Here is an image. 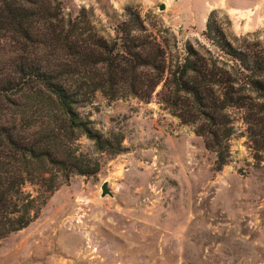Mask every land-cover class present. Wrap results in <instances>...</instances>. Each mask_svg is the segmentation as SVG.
<instances>
[{
	"label": "rangeland",
	"instance_id": "rangeland-1",
	"mask_svg": "<svg viewBox=\"0 0 264 264\" xmlns=\"http://www.w3.org/2000/svg\"><path fill=\"white\" fill-rule=\"evenodd\" d=\"M59 2L68 16L89 11L104 36L136 13L148 31L171 33L178 53L185 42L205 44L213 12L227 40L264 51V0ZM78 112L103 136L120 137L123 151L99 153L80 137L78 151L98 172L61 181L25 229L0 240V264H264V165L253 161L238 122L227 162L215 172L201 138L154 100L95 94ZM103 182L111 197H100Z\"/></svg>",
	"mask_w": 264,
	"mask_h": 264
},
{
	"label": "trees",
	"instance_id": "trees-1",
	"mask_svg": "<svg viewBox=\"0 0 264 264\" xmlns=\"http://www.w3.org/2000/svg\"><path fill=\"white\" fill-rule=\"evenodd\" d=\"M111 32L101 34L84 9L63 14L59 0H0V240L25 229L61 181L96 175L98 163L78 151L80 137L99 153L123 151L120 137L103 136L78 112L95 94L154 100L201 138L215 172L227 162L238 122L253 161L264 165L257 42L227 40L213 12L201 33L205 44L185 42L182 53L171 33L148 31L136 13Z\"/></svg>",
	"mask_w": 264,
	"mask_h": 264
},
{
	"label": "water",
	"instance_id": "water-1",
	"mask_svg": "<svg viewBox=\"0 0 264 264\" xmlns=\"http://www.w3.org/2000/svg\"><path fill=\"white\" fill-rule=\"evenodd\" d=\"M159 11L163 10V5L160 4L157 8ZM100 197H104V196H109L111 197V194L110 192L107 190V184L105 182H103L101 185H100Z\"/></svg>",
	"mask_w": 264,
	"mask_h": 264
}]
</instances>
